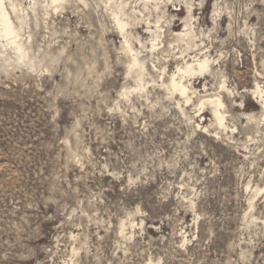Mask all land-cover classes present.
Instances as JSON below:
<instances>
[{
  "label": "rangeland",
  "instance_id": "374dc122",
  "mask_svg": "<svg viewBox=\"0 0 264 264\" xmlns=\"http://www.w3.org/2000/svg\"><path fill=\"white\" fill-rule=\"evenodd\" d=\"M191 4L72 0L32 65L0 38V264H264V0Z\"/></svg>",
  "mask_w": 264,
  "mask_h": 264
},
{
  "label": "bare ground",
  "instance_id": "6f19581e",
  "mask_svg": "<svg viewBox=\"0 0 264 264\" xmlns=\"http://www.w3.org/2000/svg\"><path fill=\"white\" fill-rule=\"evenodd\" d=\"M71 1L72 0H0V38L4 40L6 45L14 52L17 60L32 65V41L34 31L38 28H46V15L48 16L50 10L56 12L59 8H64L65 4L67 5ZM145 1L153 2L154 7L157 8L158 4L163 0ZM182 1L187 7V11H190L192 5L191 0ZM117 24L120 26L121 30H123L126 25V23L120 21H117ZM176 36L178 39L185 41L189 46H196L191 31L186 24L184 31L176 33ZM127 47L130 51L132 50L130 45H127ZM131 60L133 63L135 61L137 63L139 62L135 56L132 57ZM143 66L144 65H142V67ZM208 69H210L209 58L205 55L195 60L193 59L190 62H186L183 66L178 67L177 73L171 74L167 87L176 94L183 96L185 101L188 102L191 97L189 95L188 84L184 78L186 76H192V74L196 75L202 74L205 71L208 72ZM208 100L213 104L216 124L223 125L224 116L219 110V107L222 106V101L219 98L216 100L209 98ZM200 102L198 104L203 106V102ZM261 107L264 108V100L261 101Z\"/></svg>",
  "mask_w": 264,
  "mask_h": 264
}]
</instances>
